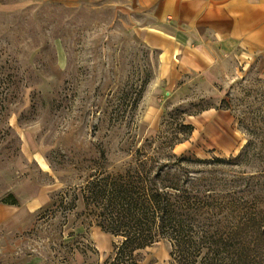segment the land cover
<instances>
[{
  "label": "rangeland",
  "instance_id": "rangeland-1",
  "mask_svg": "<svg viewBox=\"0 0 264 264\" xmlns=\"http://www.w3.org/2000/svg\"><path fill=\"white\" fill-rule=\"evenodd\" d=\"M136 0H0V264H113L82 190L141 162L264 218V66L167 76ZM187 126H192L190 130ZM14 204V205H12ZM161 240L134 254L170 264Z\"/></svg>",
  "mask_w": 264,
  "mask_h": 264
},
{
  "label": "trees",
  "instance_id": "trees-1",
  "mask_svg": "<svg viewBox=\"0 0 264 264\" xmlns=\"http://www.w3.org/2000/svg\"><path fill=\"white\" fill-rule=\"evenodd\" d=\"M169 167L141 162L82 190L84 213H93L104 233L124 239L113 264H138L134 254L161 240L172 245L170 264H264L261 213L246 209L224 226L234 215L226 213V197L191 188Z\"/></svg>",
  "mask_w": 264,
  "mask_h": 264
},
{
  "label": "crops",
  "instance_id": "crops-1",
  "mask_svg": "<svg viewBox=\"0 0 264 264\" xmlns=\"http://www.w3.org/2000/svg\"><path fill=\"white\" fill-rule=\"evenodd\" d=\"M136 1L155 22L144 39L176 81L235 60L264 66V0Z\"/></svg>",
  "mask_w": 264,
  "mask_h": 264
}]
</instances>
